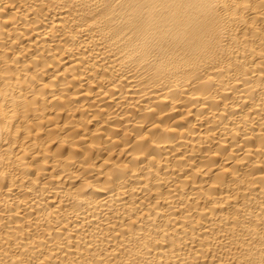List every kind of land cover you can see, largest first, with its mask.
I'll use <instances>...</instances> for the list:
<instances>
[{
	"label": "bare ground",
	"instance_id": "bare-ground-1",
	"mask_svg": "<svg viewBox=\"0 0 264 264\" xmlns=\"http://www.w3.org/2000/svg\"><path fill=\"white\" fill-rule=\"evenodd\" d=\"M0 264H264V0H0Z\"/></svg>",
	"mask_w": 264,
	"mask_h": 264
},
{
	"label": "clouds",
	"instance_id": "clouds-1",
	"mask_svg": "<svg viewBox=\"0 0 264 264\" xmlns=\"http://www.w3.org/2000/svg\"><path fill=\"white\" fill-rule=\"evenodd\" d=\"M88 163H90V161ZM86 166L87 164L85 165V167ZM69 167L71 168L72 171H81V169H79L75 165H70ZM112 171H113L112 166L98 165L96 168L84 172L83 177L84 179L90 180L94 185H98V184L107 185L110 182L109 173H111ZM82 186H83V182H81V187ZM88 194L90 195L91 193L89 192ZM98 198L102 199L104 198V196L101 195L98 196Z\"/></svg>",
	"mask_w": 264,
	"mask_h": 264
}]
</instances>
